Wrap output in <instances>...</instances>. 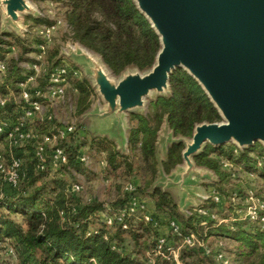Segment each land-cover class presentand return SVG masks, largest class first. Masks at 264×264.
I'll return each instance as SVG.
<instances>
[{"label":"trees","instance_id":"16d2710c","mask_svg":"<svg viewBox=\"0 0 264 264\" xmlns=\"http://www.w3.org/2000/svg\"><path fill=\"white\" fill-rule=\"evenodd\" d=\"M49 1L65 8L64 18L71 30V38L99 54L113 74L118 75L127 67L143 71L152 66L160 47L159 39L133 0ZM33 21L36 24L50 23L45 18H35ZM3 35L10 38L6 39L0 35V62L4 64V70L0 71V89L4 96L8 87L14 88V85L26 81L33 73L31 67L34 64L42 66V72L47 73L61 64V60L56 58L48 61V48H45L41 60H29L25 55L34 50L26 45L24 40L11 34ZM11 45L20 47L16 58L6 57ZM36 51L42 53L40 49ZM21 61L28 63L30 70L20 66ZM68 80L72 81L80 93L78 110L82 111L88 105L89 88L84 81L73 79L70 72ZM46 83L47 76L45 83L38 87L43 88ZM169 87L170 94L160 96L151 103L147 114L131 116L137 123L129 130L128 144L130 149H136L140 153L146 175L143 188L150 185L156 174V133L164 120L174 136L183 137L190 136L197 123L220 120L217 110L202 88L185 70L176 68L172 71L169 75ZM33 99L47 104L39 97ZM27 108L26 102L21 100L17 103L11 96H6V103L0 108V121L6 122L0 132V141L7 142L6 151L1 153L5 158L4 163L6 161V164H10L13 158L19 161L17 186L0 183V259L10 257L4 255V252L11 248L14 252L13 258L17 260L16 264H145L148 259H153L154 264H177L162 260L155 254L158 230L152 222L145 220L143 215L137 213L127 217L125 228L120 224L110 226L98 215L100 211H105L101 202L80 203L74 193L67 190L70 183L65 180L61 169L72 167L83 172L82 163L76 158L81 147L77 133L71 134L68 139L72 138L71 141L78 144L64 145L66 140L60 142L67 153L68 162L55 171L48 167H38L34 140L14 143L9 138L8 133L13 130L15 124H20L21 130H32V121L40 126L32 130L37 133L39 139L42 135L56 132L58 126H50L53 120L49 114H45L39 121L35 116L26 118L24 110ZM91 141V144H96L105 154V161L112 169L120 165L119 155L111 142L105 138H92ZM182 148V143L176 142L168 146L166 155L161 159V167L165 173H169L181 163ZM254 151L256 146L234 156L233 151L225 150L223 145H207L195 156L194 161L198 166L213 170L220 181L215 186L220 187L230 176L229 172L222 168L218 157L224 156L232 165H242L251 170L249 163L252 160L249 155ZM259 173L263 175L264 169ZM140 189V185L136 186L135 194H138ZM127 196L125 193L124 198L115 200L111 204L112 209L117 210L125 206ZM150 196L155 211L152 212L153 218L160 219V213L167 219L175 218L182 222L183 235L194 232L206 241L212 238H229L238 242L235 264H264V229L256 223L239 219L234 214L229 217L227 214L220 222L208 219L205 224H201L196 212L187 219L178 212L169 191L155 187ZM229 203L233 205L234 201ZM214 204L211 200L204 206L212 208ZM14 214L20 215L22 220L16 219ZM196 224L198 227L194 226ZM136 225L154 234L156 232L144 263L129 248L130 240L137 241L141 235ZM179 257L178 264L212 263L210 256L204 255L199 249L182 248ZM186 257H190L191 261L187 262Z\"/></svg>","mask_w":264,"mask_h":264},{"label":"water","instance_id":"95a60500","mask_svg":"<svg viewBox=\"0 0 264 264\" xmlns=\"http://www.w3.org/2000/svg\"><path fill=\"white\" fill-rule=\"evenodd\" d=\"M1 2V28L7 23L18 32L25 30L21 20L24 13L33 9L29 2ZM133 2L159 39L160 47L150 68L140 71L127 67L118 74L119 79L113 81L107 70L113 72L101 56L96 53L102 63L94 51L73 40L60 50L58 59L81 56L89 60L97 90L106 105L104 113L116 126H119L118 118L125 111L142 106L144 97L151 91L168 90L158 97L168 96L169 75L174 69L181 68L195 79L221 121L195 124L188 141L183 136H174L164 121L161 128L168 129L171 138L168 144L183 145L182 165L177 164L169 173L160 166L165 188L153 186L172 190L179 211L187 219L190 216L187 209L205 200L197 190L199 182L218 180L213 170L198 166L194 161L205 143L217 147L232 142L241 150L255 142L264 145V0ZM0 32L5 30L0 29ZM128 69L133 70L128 72ZM124 140L123 145H127L128 138Z\"/></svg>","mask_w":264,"mask_h":264},{"label":"rangeland","instance_id":"374dc122","mask_svg":"<svg viewBox=\"0 0 264 264\" xmlns=\"http://www.w3.org/2000/svg\"><path fill=\"white\" fill-rule=\"evenodd\" d=\"M1 1L2 0H0V24L2 20L3 10ZM27 1L33 9L22 15L21 24L23 28H25V30L18 32L16 31V29H13L6 23V25L2 28L0 26V29L5 30L4 33L0 32V35L4 36V38L6 39H10L3 34H11L14 37L24 40V43L32 48V50H34L31 53H27L25 55L26 58H28L29 60H38V51H36V49H40V45L45 43V40L41 36L38 28L55 24L56 26L52 33L51 40L49 43H47L46 48H48V61L51 62L55 58L57 60L60 50L62 48H65V45L68 41L73 40L70 36L71 30L64 18L65 8L62 5L56 4L49 0ZM32 18H45L46 20L50 21V23L36 24ZM9 50L10 51L6 56L7 58H16L20 53V47L18 45H11L9 47ZM91 52L94 53L93 51ZM94 55L98 58L99 62H101L99 56L96 53H94ZM61 58H64L69 65L70 75L72 76V78L78 81H84L87 84L89 88V94L87 97L88 105L82 111L78 110L80 93L77 89H75L72 81L68 80L63 99L54 102V104L43 103L42 110L36 113L34 118L39 121L45 114H49L53 120L52 123H50L51 127H57L64 124H74L77 128L83 129L82 134L78 135L79 144H81L79 150L83 151L84 154L88 156L89 161L87 164L81 165L83 168V172L76 171L72 167L62 168L61 172L64 175L65 180L70 184L76 183L81 186V189L78 192L74 193L80 203L101 202L105 209L104 212L110 215H113V213L116 212V210L112 209L111 204L117 199L124 198L126 183L132 182L136 186L140 185V187H142L137 195L143 198V200L146 202L148 210L154 213L155 211L153 207V200L150 196V192L152 191L154 185H161V187H164L165 185V176H163V174L161 173L160 166L161 159L166 155V151L168 148H166V146H169L168 142L171 140L170 135L168 134V129L162 130L161 128L164 126L165 120L161 123L160 128L156 133V174L147 188H143L146 175L139 151L136 149H130L129 144H123L125 141L124 138H128L130 128L137 123L136 119L131 118V116L137 114H147L150 110V104L153 103L159 95L167 94L169 91L164 90L161 93L151 91L144 97L143 105L133 108L130 111H125L118 118L117 123L119 126H116L113 123V119L111 117H108L104 113L106 105L97 90L95 79L92 76L89 60H87L86 58H82L81 56H79L77 59L66 57ZM19 65L25 68V70H30V66L25 61H21ZM132 70L133 69H128L126 71L131 72ZM107 72L113 81L118 80L120 77L119 75H113L109 73V70H107ZM45 81L46 75L44 74V72L40 71V73H38L35 77L34 81L28 83L24 82L23 85L21 83L16 84L14 85V88L8 87L5 95L11 96L14 101L18 103L22 100L21 92L24 89L38 87L39 85L44 84ZM30 128L33 130L35 128H40V126L37 122L32 121L30 123ZM190 137L191 135L185 136L184 140L188 141ZM92 138H105L114 145V148L119 155L120 161V165L116 169H112L110 165L106 163L105 154L96 147V144H91ZM71 139L72 138L67 139L64 142V145H68L71 143L78 144V142H72ZM81 142L84 143L82 144ZM207 145L210 144L205 143L203 150ZM223 146L225 150H232L234 156H237L239 152L256 146V151L250 153L249 155L252 160L249 163V166H251L252 169H245L242 165H232L224 156L218 157L222 168L225 171L229 172L230 178H227V180L222 182L220 187H216L215 184L219 183L220 181L219 177L214 172L215 176L218 177L217 181L204 179L203 181L199 182L197 190L205 196V200L197 201L194 206L187 209L191 213H197L200 219L199 222L208 220V218L205 215L206 217L202 219V215L197 212L198 209L208 210L206 213H215L218 220H223L224 215L227 214L229 217H232L233 214L237 217L235 210L240 209V207L243 206L242 201H244V197L249 191L253 192V194L259 199L264 200V174L261 175L259 173L260 170L264 169V145H262L260 142H255L254 145L242 150L232 142L225 143L223 144ZM6 149L7 142L5 140L0 141V154L4 153ZM253 160L255 161L253 162ZM258 161H260V164H258ZM180 165H182V163ZM0 180L3 181H0L2 185L5 184V181L3 177H1V175ZM211 191H215L223 197L222 202H214L215 204L212 208L204 206V204H206L207 202L209 204V201H211L208 198L206 199V196ZM231 201H234L233 205L229 203ZM175 202H177V200H175ZM178 212L184 217L179 209ZM13 216L20 221L22 220V217L18 214H14ZM160 218L161 221L160 219H158L159 224H161L162 229L164 228L166 231L167 229L165 227H167L168 219L162 213H160ZM180 224L182 227V222H180ZM194 226L198 227L197 224ZM136 228L138 230V233L141 235L139 236L137 241L130 240L131 245H129V248L132 249L134 251V255L144 263V261H146V256L149 255L148 249L151 246L152 240L155 238L156 232L154 234L153 232L145 230V228L140 227L139 225H136ZM218 241L223 242V247L226 254L230 257L232 264H235L238 251V242H235L234 240L229 238L209 239L207 240V245L212 252L216 250ZM209 256L212 260V263L211 261L210 263L215 264L212 255ZM185 260L187 262H190L191 258L186 257ZM16 263L17 260L13 257L0 259V264ZM145 264H149V259Z\"/></svg>","mask_w":264,"mask_h":264},{"label":"built area","instance_id":"2783aa9c","mask_svg":"<svg viewBox=\"0 0 264 264\" xmlns=\"http://www.w3.org/2000/svg\"><path fill=\"white\" fill-rule=\"evenodd\" d=\"M55 24L49 26H42L38 28L41 36L44 38L45 43L40 45L42 53H38V60H41L42 54L46 48L47 43L50 42L52 33L55 29ZM61 64L52 68L48 73L44 72L47 76V83L43 88L32 87L27 90L24 89L21 92V97L24 102L27 103L28 108L24 110V116L26 118H32L36 113L40 112L43 108V103L33 97H39L43 99L47 104H54V102L60 101L65 95L66 86L68 84V73L70 72L69 65L64 58H61ZM33 73L30 74L25 83L35 80L42 66L34 64L32 67ZM4 70V64L0 62V71ZM22 85L24 83H21ZM6 103V96L0 89V108ZM6 125L5 121H0V132L3 131ZM82 129L77 128L74 124H64L58 126L56 132L51 135H42L39 139L37 133L32 130H21L20 124H15L13 130L8 135L14 143L20 141H33V147L35 155L38 159V167L44 169L50 168L52 171L58 170L61 166L68 162L67 153L60 145L61 141L67 140L68 137L77 133L82 134ZM77 160L82 164H87L89 159L83 151L78 150ZM260 164V161H258ZM19 161L13 158L10 164L4 163V157L0 154V174L4 181L12 187L17 186ZM81 189V186L76 183H71L67 186V190L76 193ZM125 193L127 196V203L125 206L118 208L113 215L106 214L104 211H100L98 215L108 225L120 224L123 228L127 225L126 219L132 214L140 213L144 219L153 223V226L158 230L156 237V249L155 254L159 255L162 260L169 262L179 263V254L182 248L187 249H199L204 255H212L215 264H232L230 257L226 254L223 247V242H217V248L214 252L207 245V241L199 238L194 232L183 235L181 232V224L175 218L167 220V230L162 229V225L159 224V220L152 217V212L147 208L146 202L139 195L135 194L136 185L132 182L126 183ZM211 199L215 203L222 202L223 197L215 191H211L206 199ZM240 209L235 210L237 218L246 219L252 223H256L261 229H264V200L256 197L253 192L249 191L242 201ZM208 210L198 209L197 212L202 215V219L206 216L211 220H218L215 213H206ZM192 213L190 212V215ZM206 215V216H205ZM161 221V218H160ZM207 220L200 222L205 224ZM220 222V220H219ZM160 227V229H159ZM160 230V232H159ZM178 240V241H177ZM0 255L2 252L0 251ZM4 255L13 257L14 252L11 248L4 252ZM149 264H154L153 259H149Z\"/></svg>","mask_w":264,"mask_h":264},{"label":"crops","instance_id":"0c3cea01","mask_svg":"<svg viewBox=\"0 0 264 264\" xmlns=\"http://www.w3.org/2000/svg\"><path fill=\"white\" fill-rule=\"evenodd\" d=\"M169 192L172 194L173 198L176 200L174 192L172 190H169Z\"/></svg>","mask_w":264,"mask_h":264}]
</instances>
